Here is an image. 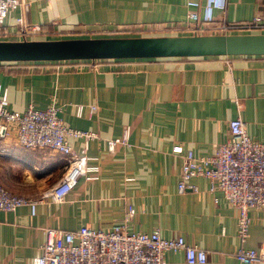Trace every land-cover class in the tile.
<instances>
[{
	"label": "crops",
	"instance_id": "obj_1",
	"mask_svg": "<svg viewBox=\"0 0 264 264\" xmlns=\"http://www.w3.org/2000/svg\"><path fill=\"white\" fill-rule=\"evenodd\" d=\"M9 12L0 40L111 37L101 30L119 27L159 28L185 23L195 11L206 17L209 0H21ZM220 9L213 7L212 15ZM41 33L15 34L16 18ZM264 22V0H227L224 19ZM253 33H264L253 32ZM189 35L167 32L143 35ZM66 65V66H65ZM46 69L29 70L0 62V94L6 108H59L73 129L95 133L87 143L68 137L79 155L95 165L78 177L61 202L44 194L61 178L67 158L41 149H26L15 137L0 139V184L10 193L35 201L7 212L0 210V264H31L41 254L48 228L73 231L82 225L108 230L134 209L133 232L158 230L164 238L182 236L188 245L209 253L204 264H243L234 252L264 242V208L250 209L248 236L237 237L236 209L209 181L195 177L198 193H178L181 145L207 156L229 137L228 121L239 117L248 135L264 142V56H204L108 59L91 69H72L47 61ZM58 66V69H56ZM94 105L96 109L90 110ZM82 106L78 114V107ZM128 132L127 145L107 150V139ZM217 199V200H215ZM164 264H187L182 252L164 253ZM264 264V263H257Z\"/></svg>",
	"mask_w": 264,
	"mask_h": 264
},
{
	"label": "built area",
	"instance_id": "obj_2",
	"mask_svg": "<svg viewBox=\"0 0 264 264\" xmlns=\"http://www.w3.org/2000/svg\"><path fill=\"white\" fill-rule=\"evenodd\" d=\"M23 5L25 4L21 0H0V36L7 35L2 27L9 12ZM213 7L221 10V16L211 14ZM226 8L227 0H209L206 17L200 22L198 14L190 11L185 23L151 29L119 27L111 31L101 30L98 35L130 36L164 31L203 36L264 31V22L259 17L248 22L225 20ZM15 24L17 36L27 37L41 33L38 26H27L21 17L16 18ZM102 60L56 62L66 63L72 69L81 65L94 69L95 63ZM1 63H11L17 67L21 64L29 70L49 68L46 66L47 61ZM6 103L3 91L0 94V139L13 135L16 143L23 148L47 150L67 158L60 180L44 194V198L61 202L76 185L78 177L96 169L95 165L88 164L89 157L79 155L72 149L67 138H82L87 143L95 138V133L68 127L59 116V108L56 106L46 109L28 107L23 112H16L7 110ZM81 108L82 106L78 107V114ZM95 109L94 105L90 107L91 111ZM228 131V139L216 145L207 156L197 157L191 149L183 151L181 145L172 147L173 153L182 155L177 191L198 193L200 191L192 179H207L209 189L219 190L226 203L237 210V237L244 242L250 225L249 210L264 208V142L253 140L239 117L228 121ZM127 138L128 132L124 131L119 138L107 139V150L114 152L127 145ZM34 203L33 200L10 193L0 184V210L11 212ZM133 214L134 209L127 205L122 221L113 224L108 230L89 225H82L73 231L48 228L45 230L41 254L33 258L31 264H164V253L167 251L182 252L187 264H204L209 260V253L188 245L182 236L164 238L158 230L149 233L129 231L128 224ZM234 257L243 264L264 263V242L257 248L241 246L235 250Z\"/></svg>",
	"mask_w": 264,
	"mask_h": 264
},
{
	"label": "water",
	"instance_id": "obj_3",
	"mask_svg": "<svg viewBox=\"0 0 264 264\" xmlns=\"http://www.w3.org/2000/svg\"><path fill=\"white\" fill-rule=\"evenodd\" d=\"M264 56V33L0 40V62Z\"/></svg>",
	"mask_w": 264,
	"mask_h": 264
},
{
	"label": "rangeland",
	"instance_id": "obj_4",
	"mask_svg": "<svg viewBox=\"0 0 264 264\" xmlns=\"http://www.w3.org/2000/svg\"><path fill=\"white\" fill-rule=\"evenodd\" d=\"M111 37H115V36H111Z\"/></svg>",
	"mask_w": 264,
	"mask_h": 264
}]
</instances>
